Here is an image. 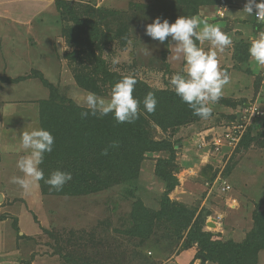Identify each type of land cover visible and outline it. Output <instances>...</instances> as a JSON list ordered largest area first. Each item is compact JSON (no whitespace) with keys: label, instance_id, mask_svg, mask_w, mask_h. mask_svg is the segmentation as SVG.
Masks as SVG:
<instances>
[{"label":"rangeland","instance_id":"374dc122","mask_svg":"<svg viewBox=\"0 0 264 264\" xmlns=\"http://www.w3.org/2000/svg\"><path fill=\"white\" fill-rule=\"evenodd\" d=\"M192 1L195 5L189 7L182 0H51L47 9L38 10L16 0L2 3L1 8L11 9L10 16H21L15 22L0 17V78L29 76L17 83L0 80L2 264H218L202 258L200 246L187 238L189 227L150 215L159 210L165 190L155 167L159 159L170 158L167 150L145 152L136 178L112 183L98 193L63 195L50 191L47 184L49 191L42 193L39 183L25 191L11 182L13 176H23L16 167L25 155L17 150L18 135L31 125L40 126L38 101L49 96L34 71L54 84L61 98L76 105L80 95L93 92L76 78L81 81L86 73H94L97 60L109 73L133 76L135 98L138 87L174 94L169 79L183 66L182 60L172 58L174 42L169 37L160 43L144 31L157 17L169 23L178 16L198 17L219 26L233 40L223 52L217 50L231 83L209 119L195 117L162 128L141 105L150 137L174 144L170 171L177 184L169 198L194 212L192 222L201 218V230L218 235L222 243H242L258 229L264 237V118L245 113L248 105L264 112L262 66L248 54L251 39L263 27L254 28L255 10L253 16L242 11L247 0ZM90 26H99L102 34L96 40L99 47H90L94 56L73 55L79 44L89 45L84 34ZM76 28L83 32L79 37L73 34ZM197 44L213 50L207 41ZM1 56L9 62H1ZM94 75L96 85L105 89L97 95L107 99L111 88L97 67ZM240 124L244 145L224 136L228 128L239 130ZM49 164L54 171L61 168L58 160ZM257 214L263 226L255 224ZM252 263L264 264V249Z\"/></svg>","mask_w":264,"mask_h":264},{"label":"trees","instance_id":"16d2710c","mask_svg":"<svg viewBox=\"0 0 264 264\" xmlns=\"http://www.w3.org/2000/svg\"><path fill=\"white\" fill-rule=\"evenodd\" d=\"M182 2L190 4L189 7L195 5L192 0H182ZM214 2L215 0H197V4H212ZM216 2L218 1L216 0ZM63 4L64 2H62ZM193 9L195 10V8ZM96 10L102 11L97 8ZM254 21L256 23L255 30L263 27V24L257 23L255 18ZM76 23H81V21L78 20ZM99 29V26H90L84 34L89 45H84V42L82 47L79 44L80 50L74 51L72 54L80 56L81 53H84L83 55L87 57L88 55L94 56L90 47L94 44L96 48L99 47V43H96V40L102 35ZM73 31L77 37L83 34L77 28ZM96 62L98 65L94 64V73H86L81 81H78L77 78L76 80L83 88L101 94L105 89H102V84L98 86L95 83L96 67L101 70L103 79L108 83L109 88L123 77L109 73L99 60ZM33 73H35L34 76L38 74L37 77L49 90L48 98H42L38 101L39 122L40 126L49 130L54 137L53 150L51 153H45L40 167L44 171L45 177H48L54 171L49 162L58 160L61 168H56V170L72 174L71 180L63 186L62 190L56 191L49 186L50 191L63 195L98 193L108 188L112 183L130 182L137 177L145 152L167 150L170 152V158L167 160L159 159L155 167V175L165 182V190L161 195L159 210L152 211L150 215L158 219L175 220L177 221L176 224L184 229L189 227L188 240L196 242L200 246L202 257L206 260L218 264H253L252 262H256L258 251L264 249V237L260 238V229L242 243L237 244L231 241L222 243L218 235L201 230L203 224L201 218L192 222L194 212L183 205H176L170 200L169 194L177 184L176 178L170 171L175 157L174 144L169 140L152 139L147 129L148 122L145 121L142 114L133 123L122 124H118L111 114L103 117L89 114L87 117H82L81 112L86 109L79 107L73 101L61 98L54 84L43 78L39 71ZM28 77L21 76L15 79L2 77L0 80L7 83H17ZM136 92L137 99L142 101L149 91L144 87H138ZM154 94L157 99L156 111L148 114L159 127L176 126L195 117L199 118L192 114L188 106L175 93ZM113 141H117L119 146L116 148L109 147ZM240 141L243 145L247 143L246 138H242ZM105 148L108 149L107 155L102 154ZM39 186L42 193L49 191L44 181H40ZM253 218L256 225L263 226V223H260L261 214H257ZM262 222L264 221L262 220ZM263 234L264 231L262 236Z\"/></svg>","mask_w":264,"mask_h":264},{"label":"clouds","instance_id":"9594fccd","mask_svg":"<svg viewBox=\"0 0 264 264\" xmlns=\"http://www.w3.org/2000/svg\"><path fill=\"white\" fill-rule=\"evenodd\" d=\"M258 22L264 23V0H247L243 12L253 16ZM145 35L152 40L164 43L169 37L174 42L172 57L182 60L183 66L169 79L170 89L185 103L194 116L207 120L212 116L213 105L224 95V89L231 83V76L220 67L217 59V50L223 52L233 44L230 35L224 33L219 26L210 24L198 17L178 16L174 22L153 19L145 25ZM197 41L203 44L209 42L213 50L205 51L198 46ZM250 60L259 66H264V32L252 38L248 47ZM113 63H116L114 60ZM137 80L133 76H125L116 81L107 99L94 92H85L77 98V104L86 110L81 112L82 117L107 116L109 114L118 124L133 123L141 115L140 105L143 104L146 113L156 111L157 99L153 92H148L143 100L133 96ZM19 149L25 153L16 162V167L23 174L22 177L13 176L11 182L27 191L33 184L44 181L56 191L71 180L70 172L55 170L48 177L40 165L45 153H51L54 137L49 130L38 124L31 125L28 130L20 132ZM113 141L109 147H118ZM108 149L103 153L107 155Z\"/></svg>","mask_w":264,"mask_h":264},{"label":"crops","instance_id":"0c3cea01","mask_svg":"<svg viewBox=\"0 0 264 264\" xmlns=\"http://www.w3.org/2000/svg\"><path fill=\"white\" fill-rule=\"evenodd\" d=\"M5 1L6 0H0V10H1V12H0V17H9V18H11V19H13V21L15 22L16 20H18V21H20L19 19H20V16L21 15H19V17H12V16H10L11 14H10V10L11 9H9V8H1V6H2V3L3 4H6L5 3ZM16 2H18V3H21V2H26V5L25 6H27L28 5V3H29V7H34L35 9L34 10H38L37 9V7H41V8H45V9H47V6L49 5V3H51V0H16ZM38 4V5H37ZM32 5V6H31ZM34 5V6H33ZM33 13V12H32ZM31 27V26H30ZM26 28H28L29 29V26H26ZM10 36H14V34H12V35H10ZM9 36V37H10ZM53 37H55V36H53ZM13 40H15V38H13V39H11V41L13 42ZM11 42V43H12ZM16 42V41H15ZM12 46H13V44H11ZM1 59H2V61L1 62H9L8 60H6L3 56H1ZM5 65H7V64H5ZM38 71V70H37ZM4 77H6V76H4ZM18 77H21V76H16V77H10L9 76V78H11V79H15V78H18ZM17 146V150H18V148H19V140H18V145H16ZM19 230V229H18ZM3 242H4V240H3ZM1 243H2V241H1ZM2 257L3 256H1L0 255V258H1V260H2ZM0 264H2L1 262H0Z\"/></svg>","mask_w":264,"mask_h":264},{"label":"built area","instance_id":"2783aa9c","mask_svg":"<svg viewBox=\"0 0 264 264\" xmlns=\"http://www.w3.org/2000/svg\"><path fill=\"white\" fill-rule=\"evenodd\" d=\"M254 18H255V16H254ZM255 20H256V18H255ZM257 21V20H256ZM258 22V21H257ZM258 23H260V22H258ZM263 24V30H262V32H264V23H262ZM262 28V27H261ZM261 71V77H262V79H261V83L262 84H264V66H262V69L260 70ZM246 112V115L247 116H249V117H253V116H257V115H259L260 117H262V118H264L263 117V115H264V112H263V110H258L257 108H256V106H254V105H248V107L246 108V110H245ZM233 126H235V125H233ZM241 124H240V127H239V130H237V129H234L233 130V132H231V131H229V128H228V130L224 133V136H226V137H229V140H231V141H233V143H235V144H238L239 143V141L241 140V135L243 134L242 132H241ZM244 130V129H243ZM242 130V131H243ZM244 132V131H243ZM233 134V135H232ZM239 134V135H238ZM216 144H219V142H215ZM226 189L228 188V186H226L225 187Z\"/></svg>","mask_w":264,"mask_h":264},{"label":"water","instance_id":"95a60500","mask_svg":"<svg viewBox=\"0 0 264 264\" xmlns=\"http://www.w3.org/2000/svg\"><path fill=\"white\" fill-rule=\"evenodd\" d=\"M204 259V257H202Z\"/></svg>","mask_w":264,"mask_h":264}]
</instances>
